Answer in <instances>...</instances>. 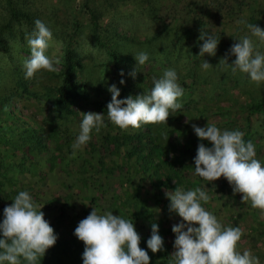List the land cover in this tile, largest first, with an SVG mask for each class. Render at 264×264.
Here are the masks:
<instances>
[{"label":"rangeland","instance_id":"374dc122","mask_svg":"<svg viewBox=\"0 0 264 264\" xmlns=\"http://www.w3.org/2000/svg\"><path fill=\"white\" fill-rule=\"evenodd\" d=\"M11 8L24 11L31 19L18 17L9 22ZM254 13L258 21L253 24L264 30V0H0V89L14 86L13 71L24 73L30 48L19 34H30L37 19L52 32L45 54L59 60L55 72L36 73L39 98L17 92L3 104L0 100V222L3 209L19 192L27 191L43 209L44 219L55 226V244L68 240L93 208L100 215L112 212L133 222L144 241L139 247L147 251L149 264L159 263L162 255H168L166 264H171L175 251L171 229L182 221L169 212L166 192L170 194L176 187L185 192L205 187L210 199L201 202L202 206L223 227H239L243 235L237 251L250 250L264 264V214L250 203H241V195H233L224 178L208 183L194 174L198 145L211 144L200 141L192 128L193 124L201 128L208 124L221 131L243 132V140L253 143L255 158L264 166V82L257 86L247 74L233 73L231 67L219 63L226 58L231 65L235 56L229 54L230 48L246 36L254 51L264 54V43L252 36L247 23H238ZM73 22L78 25L70 47L66 35ZM200 31L219 40L215 56L199 57L203 44ZM68 49L89 96L72 107L71 115L58 118L52 101L62 82ZM140 52L147 53L148 60L137 65L133 78V57ZM111 54L126 66L121 64L115 70ZM203 60L212 67L202 69ZM168 69L176 71L183 95L178 100L182 107L170 112L166 124L121 131L108 121L109 88L115 85L121 92L119 77H123L129 96L135 98L150 93L153 81ZM256 104L262 105L261 110L252 108ZM89 112L105 115L104 126L99 132L93 129L88 143L74 150L81 114ZM147 127L163 154H131L133 143L124 136L104 140L108 133H142ZM140 156L145 159L139 160ZM64 204L66 218H60L59 207ZM153 222L164 242L163 250L155 254L146 243ZM74 249L78 251L77 264H83V250L75 243Z\"/></svg>","mask_w":264,"mask_h":264},{"label":"clouds","instance_id":"9594fccd","mask_svg":"<svg viewBox=\"0 0 264 264\" xmlns=\"http://www.w3.org/2000/svg\"><path fill=\"white\" fill-rule=\"evenodd\" d=\"M34 24L35 29L25 37L30 48V57L23 65L26 80L32 79L41 70L55 72L54 64H59V60L53 61L45 54L52 32L39 19ZM246 27L252 36L264 43V30L255 24H246ZM199 40L203 41L199 57L205 54L215 56L219 40L202 31ZM229 54L235 56L231 65L226 58L219 63L231 67L233 73L247 74L250 82L257 86L264 82V54L254 51L249 37L235 43ZM133 58L135 69L130 75L135 78L137 65H144L148 55L140 52ZM201 67L207 70L212 65L203 60ZM177 79L175 70H165L162 77L153 81L150 93L123 100L118 99L120 92L116 86H111V102L106 109L108 121L121 131L138 130L148 124H166L170 112L182 107L178 100L183 95V89ZM81 115L80 132L72 145L74 150L88 143L93 129L99 132L104 126L103 114L89 112ZM192 128L200 141L211 144V147H206L204 143L198 145L194 174L208 183L224 178L233 195H241V203H250L253 209H259L264 214V166L255 158L253 143H245L241 131H221L208 124L203 128L193 124ZM204 189L185 192L176 187L170 194L166 192L170 201L169 212L175 213L182 221L171 229L175 235L171 264H260L250 250H244L242 254L237 251L242 230L239 227H223L217 217L202 206L201 202L207 203L210 199ZM41 209L27 191L19 192L10 206L3 209L0 264H21L22 259L27 264H36L38 258H43L46 251L55 245L57 235L44 219ZM74 236L84 245L83 264H149L147 251L139 247L141 237L134 223L119 215L114 216L112 212L100 215L92 208L91 213L78 223ZM146 243L153 254L163 250L164 242L158 234L156 222L151 224V235Z\"/></svg>","mask_w":264,"mask_h":264},{"label":"trees","instance_id":"16d2710c","mask_svg":"<svg viewBox=\"0 0 264 264\" xmlns=\"http://www.w3.org/2000/svg\"><path fill=\"white\" fill-rule=\"evenodd\" d=\"M70 2V1H69ZM252 11H254V9H252ZM247 14V13H246ZM242 16L240 19L245 18L247 15ZM18 17H23V18H28L31 19V17L25 13L24 11H21L19 9H15V8H11L10 10V19L9 22L17 19ZM257 16L255 15V13L253 15H249L247 16V18L244 20L245 23L247 24H253L254 21H258V19H256ZM78 23L73 22V28H71V31L68 32V34L66 35V39L68 42V46L72 45V43L75 41V35L77 32V29H75V27L77 28ZM92 25H96V20L95 17L92 18ZM31 29H28V32H30ZM12 33L11 36H13L12 38H14V36L16 34ZM95 36L98 38V36L95 34ZM19 37H21V39L24 40L25 35L24 33H20ZM21 41V40H20ZM112 58H114V65H115V70L119 69V66L122 64H124V66H126L125 63H123V61H119L117 59H115V56L113 54H111ZM65 63H64V72H63V76H62V82L61 84L57 87V89L54 92L53 95V101H52V109L53 112L56 114V116L58 118H65L66 116H69L72 114V107L78 103L79 100L85 99V96H89L87 90V87H85V85L79 80V76L76 73L77 71V65H74V61H73V52L70 51L69 49L66 50V56H65ZM117 72V71H116ZM119 74V73H118ZM12 76V80L14 82V86H12L9 89H0V100L2 98V100H4L3 103H5L6 100H10L11 98H14L17 92H20V96H27L29 98H32V96H34V98H39V93L36 90V87L39 86V82L36 80L35 76L32 79H28L26 80L24 78V73L20 74L19 71H13L11 74ZM3 79V75L0 73V80ZM123 80V77H119V84L121 86V92L119 97L120 98H128L129 97V89H127L125 87V83L121 84L120 81ZM32 86V89H30ZM34 86V87H33ZM87 92V93H86ZM9 104V103H8ZM189 107V105H186V109ZM255 111H259L262 108V105H255L254 107H252ZM56 117V118H57ZM119 130V129H118ZM119 136H124L125 140L131 141L132 144V150H131V154H138L141 151H146L147 155L145 157H153L154 154L161 155L163 154V152L161 151V147L160 145H157L155 140L152 138V134H151V129L150 128H146L142 133L141 132H132V133H124V135H121L119 131H116V133L113 135L111 133H108L105 135V142H108L110 139H120ZM151 150V151H149ZM145 159L144 156H140L139 160H143ZM100 164L102 163L101 159H100ZM43 212V209H42ZM59 216L60 218H66L65 214L67 213V206L61 205L59 207ZM51 227L54 229V225H51ZM74 243L77 245V248H81L82 250H84V245L82 242H80L75 236L74 234H72V236L66 240L64 243H57L55 244L53 247H51L50 249H48L44 255V257L42 258H38L36 264H77V258H78V251H76L74 249ZM144 241L141 240L140 241V245H143ZM139 245V246H140ZM74 252H77L76 255H74ZM162 260L157 263V264H166L167 263V259L169 258L168 255H162ZM21 264H27L26 261H23V259L21 260Z\"/></svg>","mask_w":264,"mask_h":264}]
</instances>
